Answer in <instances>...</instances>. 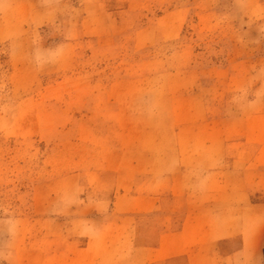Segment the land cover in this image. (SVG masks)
I'll list each match as a JSON object with an SVG mask.
<instances>
[{
    "label": "rangeland",
    "instance_id": "obj_1",
    "mask_svg": "<svg viewBox=\"0 0 264 264\" xmlns=\"http://www.w3.org/2000/svg\"><path fill=\"white\" fill-rule=\"evenodd\" d=\"M234 19L232 0H0V264H29V256L40 264L31 248L46 236V264H80L74 225L58 226V209L74 198L56 197V179L88 176L80 166L115 159L102 145L110 99L122 100L123 112L167 118L175 76L184 75L171 74L175 66L264 64V17L244 28ZM258 75L251 81L261 82ZM202 78L215 97L216 73ZM263 237L257 232L260 247L243 261L264 264ZM242 241L216 242L212 264H228ZM196 249L176 264H190Z\"/></svg>",
    "mask_w": 264,
    "mask_h": 264
},
{
    "label": "crops",
    "instance_id": "obj_2",
    "mask_svg": "<svg viewBox=\"0 0 264 264\" xmlns=\"http://www.w3.org/2000/svg\"><path fill=\"white\" fill-rule=\"evenodd\" d=\"M86 7L80 8L82 21ZM232 7L238 28L264 17V0H232ZM212 71L215 97L208 96L202 78ZM260 73L264 64L204 72L193 63L177 65L171 74L184 75L175 76L170 94L175 107L167 118L123 112L124 102L110 99L113 111L102 116L112 123L102 145L115 159L80 166L88 176L79 171L56 179L62 185L56 197L74 198L57 211L63 216L58 226L67 220L74 225L78 246L72 258L80 264H176L196 247L190 264H212L216 242L241 236L242 246L227 261L250 264L241 254L257 250V232L264 231V77L251 81ZM41 209L35 211H49ZM47 241L48 236L31 248L40 252V264L49 261ZM38 261L29 256V264Z\"/></svg>",
    "mask_w": 264,
    "mask_h": 264
}]
</instances>
